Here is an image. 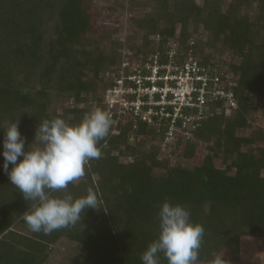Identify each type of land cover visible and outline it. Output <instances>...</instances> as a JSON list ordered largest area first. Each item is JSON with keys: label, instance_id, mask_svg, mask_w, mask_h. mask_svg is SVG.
<instances>
[{"label": "trees", "instance_id": "trees-1", "mask_svg": "<svg viewBox=\"0 0 264 264\" xmlns=\"http://www.w3.org/2000/svg\"><path fill=\"white\" fill-rule=\"evenodd\" d=\"M92 1L0 0V264H50L53 247L63 239L83 250L78 264H143L142 254L158 238L164 202L185 207L190 222L203 226L200 264L226 250L237 257L243 237L264 240V130L249 120L253 98L264 104V0H129L132 12L148 9L130 18L126 44L134 54L145 59L177 39L202 66L217 64L232 73L238 108L227 115L222 102L212 103L192 138L177 142L183 151L169 156L188 161L200 143L205 146L201 163L190 167L162 157L166 128L131 118L120 123L117 135L100 142L102 156L89 162L85 178L52 193L80 198L92 188L102 210L88 209L75 227L48 235L28 228L23 214L32 202L10 181L14 165L4 170L2 125L19 119L27 151L42 147L32 144L44 120L77 125L90 113L79 107L89 99L106 111L112 82L101 75L119 65L124 44L120 28L89 37L98 30ZM111 1L113 12L124 0ZM200 28L206 40L195 39ZM157 36L163 38L160 46ZM227 53L233 61L226 67L219 57ZM160 264H168L162 254Z\"/></svg>", "mask_w": 264, "mask_h": 264}, {"label": "clouds", "instance_id": "clouds-1", "mask_svg": "<svg viewBox=\"0 0 264 264\" xmlns=\"http://www.w3.org/2000/svg\"><path fill=\"white\" fill-rule=\"evenodd\" d=\"M112 124L110 113L100 108L86 114L77 125H69L62 118L44 120L37 127L32 144L42 147L25 151L26 138L19 131V119L4 122V170L8 172L9 164L14 165L8 172L10 181L26 201L32 202L23 214L31 231L48 235L75 227L88 209L102 210L103 201L92 188L80 198L71 194L54 197L52 193L66 191L69 184L85 178L89 162L101 158L100 142L106 143ZM18 157H23L19 163ZM190 217L185 207L164 202L158 213V238L142 254L143 264H160L161 254L168 264H200L205 230L202 225L191 223ZM223 257L218 255L209 264H229Z\"/></svg>", "mask_w": 264, "mask_h": 264}, {"label": "built area", "instance_id": "built-area-1", "mask_svg": "<svg viewBox=\"0 0 264 264\" xmlns=\"http://www.w3.org/2000/svg\"><path fill=\"white\" fill-rule=\"evenodd\" d=\"M154 40L160 46L163 38ZM123 44L119 65L107 73L112 82L105 96L106 112L113 121L111 135H117L118 125L131 118L166 128L165 144L187 141L207 118L212 103L222 102L227 115L238 108L232 73L217 64L202 66L194 52L183 54L177 39H168L162 52L145 59L134 57Z\"/></svg>", "mask_w": 264, "mask_h": 264}, {"label": "rangeland", "instance_id": "rangeland-1", "mask_svg": "<svg viewBox=\"0 0 264 264\" xmlns=\"http://www.w3.org/2000/svg\"><path fill=\"white\" fill-rule=\"evenodd\" d=\"M229 1V0H227ZM199 4L203 3V0H197ZM114 6L113 1L111 0H93L90 4V12L92 13L93 18L95 19L96 28H98L97 31L90 33L89 37L92 35H95L96 37H99L101 34V30L103 28L107 27L109 29L113 28H120L122 29L121 33L119 34V40L125 41L129 31V22L130 18L135 14H141L144 11H147L148 9H136V11L132 12V8L130 6L129 0H124L120 3V6L115 11H110V9ZM177 34H179V27L177 30ZM207 36L204 32L203 28H200L198 35H196V40H206ZM194 43L196 40L192 39ZM191 40V41H192ZM104 44V41L102 42ZM127 50L134 56L138 57L134 52H132L128 45L126 44ZM182 48L183 54L186 53L185 50ZM122 53V50L120 51ZM200 59V57H198ZM231 54L227 53L222 57H219V60L223 63H225L226 67L227 64L230 63ZM201 60V59H200ZM218 60V61H219ZM232 60V59H231ZM233 61V60H232ZM236 60H234L235 62ZM106 74L101 75V77H104V82L109 83L110 78ZM106 95V93H105ZM106 99V98H105ZM105 103V101H104ZM66 105L69 107L72 105V103H66ZM252 106L253 110L249 116V120L251 124H253L255 127H260L264 130V104L261 101H258L256 97L252 100ZM79 107H87L90 109V112L95 110L97 108L96 102L89 99L88 102L80 105ZM62 107H59L58 110L61 112ZM245 135H249L250 131H244ZM155 144V143H153ZM177 143H167L162 145V157L164 155H167L170 157V152L173 151L174 154L181 153L184 149V146L181 147H175ZM204 147L203 144H199L198 149L196 151L195 157L188 161L180 156L170 157V163L173 166H183V167H190V166H196L201 163L203 156H204ZM161 157V158H162ZM133 158H124L122 159L125 162H131ZM78 183V182H76ZM84 255L83 250L77 246L76 244L68 241V240H61L60 243L57 246L53 247V250L51 252V260L50 264H78L82 256ZM218 255H224V259L229 261V264H264V240L263 239H254L249 237H243L241 238V242L239 245V251L237 257H231L229 252L226 250ZM215 256V257H216Z\"/></svg>", "mask_w": 264, "mask_h": 264}]
</instances>
